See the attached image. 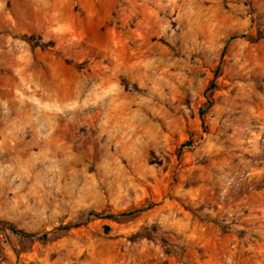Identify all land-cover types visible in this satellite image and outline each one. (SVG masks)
Listing matches in <instances>:
<instances>
[{"label": "rangeland", "instance_id": "1", "mask_svg": "<svg viewBox=\"0 0 264 264\" xmlns=\"http://www.w3.org/2000/svg\"><path fill=\"white\" fill-rule=\"evenodd\" d=\"M0 264H264V0H0Z\"/></svg>", "mask_w": 264, "mask_h": 264}, {"label": "trees", "instance_id": "2", "mask_svg": "<svg viewBox=\"0 0 264 264\" xmlns=\"http://www.w3.org/2000/svg\"><path fill=\"white\" fill-rule=\"evenodd\" d=\"M204 110L200 111V116L202 117L204 114ZM134 213H128V214H122L121 216H131ZM89 217L95 218V219H109V220H116L117 218L120 217V215H103L100 213H95V212H91L89 213ZM71 227H61L58 229H55L54 231H59V230H64V231H68ZM10 232L13 235L19 236V237H24V238H34V239H38V240H46L49 233H43V234H32V233H28L24 230H19L15 227H11ZM109 228L105 227V231H108Z\"/></svg>", "mask_w": 264, "mask_h": 264}]
</instances>
